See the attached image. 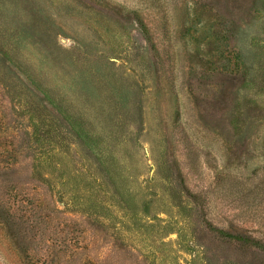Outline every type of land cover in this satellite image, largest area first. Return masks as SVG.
<instances>
[{
    "label": "rangeland",
    "instance_id": "rangeland-1",
    "mask_svg": "<svg viewBox=\"0 0 264 264\" xmlns=\"http://www.w3.org/2000/svg\"><path fill=\"white\" fill-rule=\"evenodd\" d=\"M0 264H264V0H0Z\"/></svg>",
    "mask_w": 264,
    "mask_h": 264
}]
</instances>
